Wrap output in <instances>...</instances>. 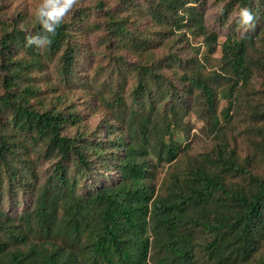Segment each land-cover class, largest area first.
<instances>
[{"label":"trees","instance_id":"obj_1","mask_svg":"<svg viewBox=\"0 0 264 264\" xmlns=\"http://www.w3.org/2000/svg\"><path fill=\"white\" fill-rule=\"evenodd\" d=\"M40 2L0 0V264H264V0H76L37 48Z\"/></svg>","mask_w":264,"mask_h":264},{"label":"clouds","instance_id":"obj_2","mask_svg":"<svg viewBox=\"0 0 264 264\" xmlns=\"http://www.w3.org/2000/svg\"><path fill=\"white\" fill-rule=\"evenodd\" d=\"M76 0H41L34 11L35 20L41 26L42 33L28 36L26 43L37 48L46 47L51 44V35H55L64 17L68 15ZM237 23L241 26H250L254 20L252 11L247 7H241L235 13Z\"/></svg>","mask_w":264,"mask_h":264},{"label":"rangeland","instance_id":"obj_3","mask_svg":"<svg viewBox=\"0 0 264 264\" xmlns=\"http://www.w3.org/2000/svg\"><path fill=\"white\" fill-rule=\"evenodd\" d=\"M218 12H219V9H216V8H209V10H207L206 17L208 18L207 21L210 23V25L216 26V19L215 18L217 16ZM212 28H214V27H212ZM217 30H218V28H217ZM221 39L222 38L219 39V42H221ZM193 41H194L195 44H198L201 41V39L200 38H195V39H193ZM222 106L220 108H222ZM93 122L96 123L97 119H94ZM157 176L159 178L160 176H162V174L158 173Z\"/></svg>","mask_w":264,"mask_h":264}]
</instances>
